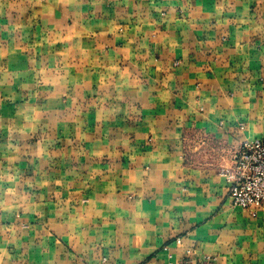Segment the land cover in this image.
Returning <instances> with one entry per match:
<instances>
[{
    "label": "crops",
    "instance_id": "obj_1",
    "mask_svg": "<svg viewBox=\"0 0 264 264\" xmlns=\"http://www.w3.org/2000/svg\"><path fill=\"white\" fill-rule=\"evenodd\" d=\"M260 138L264 0H0V264H264Z\"/></svg>",
    "mask_w": 264,
    "mask_h": 264
},
{
    "label": "built area",
    "instance_id": "obj_2",
    "mask_svg": "<svg viewBox=\"0 0 264 264\" xmlns=\"http://www.w3.org/2000/svg\"><path fill=\"white\" fill-rule=\"evenodd\" d=\"M220 174L229 184L228 194L232 206L256 216L264 206V138L242 142L234 151L231 166L222 168ZM176 243L180 244V241L176 240ZM182 264L213 262L203 257L197 261L185 259Z\"/></svg>",
    "mask_w": 264,
    "mask_h": 264
}]
</instances>
